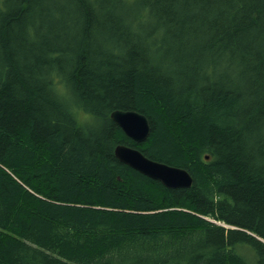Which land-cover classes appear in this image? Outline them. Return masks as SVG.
<instances>
[{"label":"trees","instance_id":"trees-1","mask_svg":"<svg viewBox=\"0 0 264 264\" xmlns=\"http://www.w3.org/2000/svg\"><path fill=\"white\" fill-rule=\"evenodd\" d=\"M247 232L264 238V0H0V264H264Z\"/></svg>","mask_w":264,"mask_h":264},{"label":"water","instance_id":"water-1","mask_svg":"<svg viewBox=\"0 0 264 264\" xmlns=\"http://www.w3.org/2000/svg\"><path fill=\"white\" fill-rule=\"evenodd\" d=\"M112 119L123 127L129 138L138 143L144 142L150 134V123L143 114L116 110ZM114 154L123 164L161 182L167 188L186 189L193 184V178L187 170L148 160L136 148L121 144L115 148Z\"/></svg>","mask_w":264,"mask_h":264},{"label":"bare ground","instance_id":"bare-ground-1","mask_svg":"<svg viewBox=\"0 0 264 264\" xmlns=\"http://www.w3.org/2000/svg\"><path fill=\"white\" fill-rule=\"evenodd\" d=\"M116 110H121V111H131V112H137V113H140V112H138V111H135V110H123V109H113L112 111H110L109 113H108V115H107V117L108 118H110L111 120H112V122H114L117 126H118V128L119 129H121V131L126 135V132H125V130L123 129V127L118 123V122H116L114 119H112V114H113V112L114 111H116ZM140 114H142V113H140ZM146 118H147V120L149 121V123H150V128H151V130H152V127H151V121H150V119L145 115V114H143ZM150 133H151V131H150ZM150 135V134H149ZM127 136V135H126ZM127 137H129V136H127ZM149 137V136H148ZM138 143V142H137ZM119 145H121V144H119ZM122 145H125V144H122ZM118 146V145H117ZM116 146V147H117ZM128 146V145H127ZM115 147V148H116ZM137 149V148H136ZM139 150V149H138ZM114 151H115V149H114ZM142 154H143V156L145 157V158H147L148 160H151V161H154V162H156V163H160V164H165V165H169V164H167V163H165V162H162V161H158V160H155V159H151L150 157H148L145 153H143L141 150H139ZM169 166H173V165H169ZM173 167H177V166H173ZM177 168H183V167H177ZM183 169H185V168H183ZM185 170H187V169H185ZM189 172V171H188ZM191 177L193 178V176L191 175ZM193 184H194V178H193ZM193 184H192V186H193ZM191 186V187H192ZM191 187H189V188H191ZM189 188H186V189H189ZM199 216H201V215H199ZM209 218V220H211V218L210 217H208ZM212 221V220H211ZM216 222V221H215ZM217 224H219V225H221V226H223L224 228H226V229H229V228H234V227H232V226H229V225H227V224H225V223H222V222H216ZM249 235H251V236H253L254 238H256L257 240H259L260 242H262V243H264V238L263 237H261L260 235H258L257 233L255 234V233H253V232H247Z\"/></svg>","mask_w":264,"mask_h":264},{"label":"rangeland","instance_id":"rangeland-1","mask_svg":"<svg viewBox=\"0 0 264 264\" xmlns=\"http://www.w3.org/2000/svg\"><path fill=\"white\" fill-rule=\"evenodd\" d=\"M126 1H129V0H126ZM134 5H135V3H130V6H128V5H126V6H127L128 9H129V8H131V7H134Z\"/></svg>","mask_w":264,"mask_h":264}]
</instances>
